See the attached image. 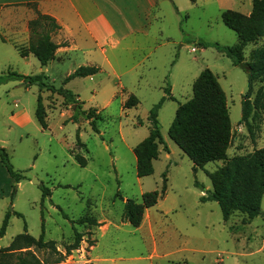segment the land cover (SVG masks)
<instances>
[{
  "label": "rangeland",
  "instance_id": "374dc122",
  "mask_svg": "<svg viewBox=\"0 0 264 264\" xmlns=\"http://www.w3.org/2000/svg\"><path fill=\"white\" fill-rule=\"evenodd\" d=\"M251 2L158 0L143 31L109 55L113 68L101 69L92 80L76 77L66 86L78 93L83 110L95 108L100 113L101 119L96 121L99 133L82 114L77 121L70 119L72 105L56 92L40 91L37 85L26 87L18 80L0 84V146L7 151L14 170L23 175L15 182L0 161V225L7 210L22 214L10 216L0 247L23 232L24 225L29 234L38 237L43 221L45 239L53 240L57 251L34 248L44 262L61 258L65 264H264V197L262 213L253 219L234 212L223 220L217 201H200L211 188L206 171L223 161L195 166L166 133L177 106L191 98L198 72L209 68L227 98L231 122L227 156L245 155L264 146V111L261 120L254 121L252 135L240 120L246 72L216 48L197 43L199 39L236 43L237 35L222 23L221 12L231 9L249 14ZM2 34L7 35L4 27ZM262 43L264 38L247 44L245 59L250 49ZM26 45L15 47L18 50ZM19 59L17 52L5 45L0 51V74L8 70L44 72L48 83L60 87L63 78L77 67L75 57L47 70L41 65V71ZM168 83L173 99L165 98L157 119L169 148L166 151L159 145L152 174L138 177L132 149L148 135L149 110L166 95ZM261 86L264 79L254 81L251 99ZM38 94L46 109L45 129L34 116ZM131 94L139 103L123 107ZM78 128L84 145L76 144ZM74 153L85 158V166L75 161ZM163 183L165 193L145 211L141 224L134 227L125 221L123 200L141 202L143 192L160 189ZM43 188L50 194L43 196ZM86 215L101 219L107 227L90 228L75 222ZM74 228L84 235L79 248L66 253ZM90 241H95L93 249Z\"/></svg>",
  "mask_w": 264,
  "mask_h": 264
},
{
  "label": "trees",
  "instance_id": "16d2710c",
  "mask_svg": "<svg viewBox=\"0 0 264 264\" xmlns=\"http://www.w3.org/2000/svg\"><path fill=\"white\" fill-rule=\"evenodd\" d=\"M173 5L176 9L175 4ZM30 7L34 9L35 17L28 21L29 40L26 46L18 48V52L22 57L32 53L41 65H46L53 58L54 52L59 46L51 39V35L58 31L60 26L53 17L39 12L34 4H30ZM220 16L222 23L236 33L237 42L220 44L219 42L199 39L197 43L201 47L212 46L216 48L229 57L234 65L241 67L246 72L247 90L240 103V120L252 135L254 133V121L256 119L261 120V113L264 111V86L257 88L253 99H251L254 81L264 79V43L250 49L248 60L245 59L244 48L247 44H255L259 39L264 38V0H252L249 14L226 9L221 12ZM99 71L100 67L95 65H80L63 78L60 87H55L46 81L48 76L44 72L23 74L8 70L0 74V84L18 80L26 87L37 85L40 91L46 89L50 92H56L63 97L65 103L72 105L73 114L70 119L77 121L78 116L82 114L89 121L92 130L99 133L96 121L101 119L100 113L95 108L83 110L79 104L78 95L65 87L66 83L76 77L91 76ZM198 73L192 84L191 98L177 106L166 133L195 166L202 168L207 162L223 161V164L214 170L206 171L211 182V188L207 190L206 195L200 196V201H217L223 220H227L234 212L245 214L247 220H251L262 213L264 146L255 148L245 155L227 156L231 122L226 104V94L218 78L209 68H204ZM164 91L166 95L149 110L150 129L148 135L132 149L138 177L152 174L153 161L158 158L159 154V145L168 151L167 144L160 133L157 116L165 98L173 99L169 83ZM138 103V98L131 94L123 102V107H134ZM34 116L41 128H47L46 109L40 94L37 95ZM76 144L84 145L80 139L79 128L76 132ZM73 155L80 166L86 165L84 157L78 153ZM0 161L15 182H19L23 178L20 172L14 170L7 151L1 146ZM163 180H166L165 172L163 173ZM195 184L198 185V182ZM42 190L43 196L50 194L48 188ZM165 191L166 186L163 183L160 189L143 192L141 202H136L133 199L123 200L122 216L125 221L134 227H138L143 220L146 209L154 206ZM12 215L22 216L18 211L7 210L0 225V236L4 235L8 219ZM63 215L66 217L64 213ZM97 221L93 215H86L75 220L77 224L87 225L90 228L100 226L101 223ZM41 228L40 235L34 237L27 232L24 225L23 232L15 235L4 248L0 247V264H65L61 258L44 262L35 254L34 248L50 249L51 252H57L54 241L45 239L43 221ZM83 235L84 233L74 228L73 242L65 246V252L70 253V251L79 248ZM89 243L93 246L95 241Z\"/></svg>",
  "mask_w": 264,
  "mask_h": 264
},
{
  "label": "crops",
  "instance_id": "0c3cea01",
  "mask_svg": "<svg viewBox=\"0 0 264 264\" xmlns=\"http://www.w3.org/2000/svg\"><path fill=\"white\" fill-rule=\"evenodd\" d=\"M30 4H34L39 12L53 17L60 26L51 35L59 46L44 69L75 57L77 67L95 65L101 70L113 68L109 55L116 53L118 47L124 48L122 45L127 39L143 31L151 10L158 6V0H0V51L9 45L17 52L19 62L41 71V64L32 53L22 57L15 47L28 43V21L35 17ZM176 11L179 12L177 6ZM2 27L7 30L5 36ZM94 75L79 78L92 80ZM77 97L81 101L80 96ZM168 157L169 152L165 158ZM97 222L102 221L98 219ZM102 226L106 225L101 223L98 228Z\"/></svg>",
  "mask_w": 264,
  "mask_h": 264
},
{
  "label": "water",
  "instance_id": "95a60500",
  "mask_svg": "<svg viewBox=\"0 0 264 264\" xmlns=\"http://www.w3.org/2000/svg\"><path fill=\"white\" fill-rule=\"evenodd\" d=\"M44 68H46V65H42V68H41V69H43V70H44Z\"/></svg>",
  "mask_w": 264,
  "mask_h": 264
}]
</instances>
